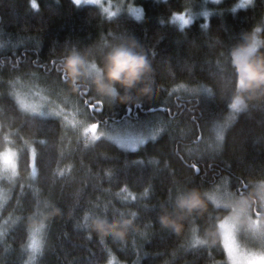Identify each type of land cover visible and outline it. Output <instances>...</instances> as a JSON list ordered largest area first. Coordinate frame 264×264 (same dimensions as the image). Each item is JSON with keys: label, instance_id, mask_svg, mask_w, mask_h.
Wrapping results in <instances>:
<instances>
[{"label": "trees", "instance_id": "obj_1", "mask_svg": "<svg viewBox=\"0 0 264 264\" xmlns=\"http://www.w3.org/2000/svg\"><path fill=\"white\" fill-rule=\"evenodd\" d=\"M186 1L132 0L141 11L136 16L129 11L107 15L97 5L73 0H35V7L32 0H0V92L15 102L9 82L15 76L36 77L48 87L64 88L81 108L90 97L100 100L103 110L92 113L87 123L104 126L110 120L156 112V128H162L155 138L130 149L105 137L91 141L87 133L77 135L68 125L63 155L59 147L53 150L55 178L50 169L43 182L39 170L36 177L30 176L25 159L17 162L15 156L16 173L0 182L6 190L0 201V220L4 222L0 223V264H105L112 258L113 264H230L217 223L229 213V207L217 213L209 204L184 215L175 229L161 224L159 216L162 211L178 215L173 209L176 191L167 198L169 184L192 178V165L199 169L194 177L197 181L214 177L213 187L226 185L228 192H232L228 187L232 182L237 187L234 195L242 192L247 202L257 199L260 204L255 184H264V96L248 100L246 107L236 111L217 141L210 125L232 111L227 107L230 100L221 99L218 92L213 100V94L205 91V86L212 85L201 65H215L222 43H232L253 24L259 26L255 21L264 13V0H253L240 10L232 7L235 0H221L211 5L214 9L206 17L198 15L178 26L171 14L182 11ZM121 33L134 36L155 56L157 90L133 92L123 101L108 100L101 99L92 87L87 90L84 79H64L60 58L69 48L85 51L101 37L107 40ZM230 91L231 85L228 94ZM151 107L156 109L149 111ZM17 109L25 111L18 105ZM212 111L216 114L210 116ZM18 123L16 119L11 127ZM59 123L57 119V126ZM7 131L6 127L0 129V150L10 147L19 153L21 141L14 136L4 141ZM19 135L29 140L27 126ZM59 135L58 128L57 138ZM154 171V190L135 200L149 186L147 177ZM140 173L144 182L136 181ZM238 180L248 182L247 189L242 190ZM37 189L38 196L34 194ZM123 189L126 191H120ZM89 209L85 222L84 213ZM132 212L138 215L133 217ZM96 215L131 218V224L122 237L114 236L91 226ZM193 217L195 235L203 244L191 243L189 222ZM35 230L40 232L41 243L33 250L28 242Z\"/></svg>", "mask_w": 264, "mask_h": 264}, {"label": "snow or ice", "instance_id": "obj_2", "mask_svg": "<svg viewBox=\"0 0 264 264\" xmlns=\"http://www.w3.org/2000/svg\"><path fill=\"white\" fill-rule=\"evenodd\" d=\"M98 0H93V3H97ZM219 2V0H217ZM76 4L80 3V0H75ZM253 3V0L251 4ZM246 5H250L248 0H235L234 4L232 5L233 8H243ZM32 6H36L35 0H32ZM188 11L187 8H185L183 11H175L172 12V18H176L177 16L179 19L184 23H188V19L185 15V13ZM109 15H112L109 13ZM207 15V13H205ZM255 23H258L259 25L264 26V19L258 18ZM232 43L225 42L220 45L221 51L216 53L220 59L217 60L215 65H212L209 63L207 66L201 65V70L206 74L207 80L209 84H211V87L205 86V91L213 94V100H215V93H219L221 96V99H226L228 97V91H229V85H231L232 76H231V69L228 66V48L230 47ZM234 56H239V53H234ZM213 81L215 83H213ZM222 81L223 87H217V83ZM85 88L87 90H90L91 86L86 85ZM197 89L194 88L193 91H196ZM101 99H104V97L101 96ZM90 101H94L91 102ZM63 102V101H62ZM50 103H53L55 106L49 108L47 111L43 110L38 104L36 103H28L26 100L20 99L19 95L16 97V101L13 102L12 99L6 95H4L2 92H0V129L7 128L8 131L3 133V139L4 141H8L10 137H16L18 140L21 141L19 144V153H14L11 149L0 151V165H3L5 169L11 168L13 169V172H15L16 163L13 162V157H17V162L20 158H24L26 162V166L31 168V172L29 173L30 176L36 177L38 175L39 170V178L41 181H46L48 179L49 170L51 169L52 160L54 157V148L59 147L60 155H63V139L64 135L68 131L67 125L69 123L68 115H66V109L60 108L58 104H55V101L52 100ZM239 98H233L231 100V104H227V107L231 109L232 111L228 113L227 117L223 119L222 121H218V127L216 131V140L219 141L223 138L224 132L223 129L228 127L229 123L232 119L235 118V112L238 111V104H239ZM17 105H19V109L25 110L23 113L18 111ZM99 106V109L97 108ZM90 109V111H89ZM102 111L103 106L100 103V100H95L94 97H90L89 99H86L84 101V107L79 109L77 111V114L81 115L83 117L82 121H76L75 115L73 116V119L71 120V123L78 127L80 123L87 122V120L92 119V113H95L97 111ZM26 113H31V115H28ZM11 114V115H10ZM216 112L212 111L209 113L210 116L215 115ZM44 117H51L52 119H44ZM16 119H19L20 123L16 125L15 128L11 127L12 123ZM59 119L60 123L59 126L56 124V120ZM129 121L132 122V124L135 125H143L148 122L150 119V116L145 115L144 117L140 116H128L127 118ZM25 126L28 128V134H29V140H24L23 136L19 135L21 131L24 130ZM59 128L60 135L57 138L56 133ZM89 129H97V123H87V127L84 129L85 132H87ZM162 131L161 127H157L154 129V132L152 133L153 138H155L156 133H160ZM101 138H103L104 133H102ZM92 139H96V133H93ZM109 140H115L117 144H119L122 148H133L135 149L137 147V143L143 144L144 140H128L124 141L121 140L118 136L110 135L108 137ZM87 143V141H86ZM35 145V147L33 146ZM211 146V145H210ZM153 159L154 158H150ZM57 163H59V157H57ZM165 166H167V161H165ZM192 167L195 169L194 176L189 179H185V181L181 184L179 182H176L173 180L169 184V195L167 198H170L172 193L174 191L181 190L183 188H186L188 186H196L197 188L201 189L208 201H210V207L214 205L215 207L212 209L213 211L219 213L220 211L224 210V206H219V201L217 199V196L215 195V190L213 188V185L215 184V178L211 180H201L197 181L194 177L195 175L199 174V169L196 168V165H192ZM53 174V179L55 178V170L51 169ZM61 171H63L61 169ZM174 174V173H173ZM156 176V172L154 171L152 174H150L147 177V183L148 187L144 189V191L140 192L138 196H136L134 199L139 200L141 197L146 196L149 194V192H152L154 190V184L153 180ZM136 181L138 182H144L145 177L143 173H140L136 176ZM239 187L242 190L247 189L249 186V183L241 184L238 180L236 182ZM220 187V186H218ZM228 187L232 189V192L225 193V198L228 200L229 197L232 196L234 192L237 191L236 185H234L232 182L229 183ZM120 191H126V189L120 190ZM34 194L38 196L39 190H35ZM165 198V199H167ZM160 203H163L164 201H159ZM44 206L47 207L49 205V201L47 199L44 200ZM91 203V202H89ZM151 207H156V204L152 205ZM235 209V206H233ZM103 211L107 214L108 208L105 207ZM116 210L112 209V213L115 214ZM91 213V209L89 211H85L84 213V221L86 222L89 218V215ZM121 214H123V211H121ZM131 215L133 217H136L138 214L137 212H132ZM209 215H211V212H209ZM236 215L239 216V212H236ZM219 223V229H220V235L223 237V249L227 251L229 257L233 259V264H251V262L254 259L264 260V250L259 252H250L243 254L242 258L237 261L234 257V246L232 243H230L233 239V232H234V221L230 220L227 216H225L223 219H220L218 221ZM43 224L41 223V227ZM252 229L255 235H257V239L261 245L262 248H264V230H262V225L259 223V221L252 222ZM197 227L196 218L193 217L189 222V228L192 232L191 235V243L192 244H203V241L200 240L199 236L195 235V229ZM221 255H223V251L220 252ZM108 264H111V261H108ZM164 264H167V261L164 262ZM220 264H223V261L220 262Z\"/></svg>", "mask_w": 264, "mask_h": 264}, {"label": "clouds", "instance_id": "obj_3", "mask_svg": "<svg viewBox=\"0 0 264 264\" xmlns=\"http://www.w3.org/2000/svg\"><path fill=\"white\" fill-rule=\"evenodd\" d=\"M248 2L251 4L252 0ZM261 19H264V13H261ZM234 53L240 55L237 57ZM156 66L155 56L134 36L123 33L107 40L101 37L85 51L71 47L60 58V70L65 80L75 82L84 79L97 94L108 100L123 101L133 92L157 90ZM228 66L232 76L231 91L227 97L229 105L233 98L238 97V110H242L248 100L264 96V26L253 24L232 42L228 48ZM217 87H223V82H218ZM209 204L201 189L186 187L173 196V209L178 215L162 211L159 220L161 224L175 229L184 215L197 213ZM221 218L217 219V223ZM129 224L131 218L115 219L107 215H96L91 220V226L97 231L121 237Z\"/></svg>", "mask_w": 264, "mask_h": 264}, {"label": "rangeland", "instance_id": "obj_4", "mask_svg": "<svg viewBox=\"0 0 264 264\" xmlns=\"http://www.w3.org/2000/svg\"><path fill=\"white\" fill-rule=\"evenodd\" d=\"M73 1L75 2V0ZM130 1L132 0H98L97 3H93V0H80L79 4L90 3L97 5L107 15H109V13L113 15L120 11H129L136 16H140L141 11L139 7ZM198 1L199 3L196 4H193L195 2L194 0H187L185 2L186 5L184 6L183 10L185 8L188 9V11L186 12L187 13L186 17L188 19V22L198 15L206 17L214 9V7H211V5L217 3V0H198ZM205 13H207V15H205ZM173 20L178 26L185 25L179 19L178 16L176 18H173ZM9 84L11 85V89L13 91V95L15 99L17 95H19L20 99L26 100L28 103H36L45 111L55 106L53 103H50V101L54 100L55 104H58L60 108L66 109L65 114L68 115L69 118L68 125L72 129L77 131L78 133L77 135H83L87 133L88 138L91 141H93L92 136L94 132L96 133V139L101 137L100 135L102 133H104L103 137L105 138H108L110 135H115L124 141L143 139L145 142L146 140L153 138L152 133L156 128V116H157L156 112H152L153 114L148 115L150 116V119L148 120L147 123L143 125L132 124L131 121H129L127 118H124V119H120L121 121L110 120L108 122V125H104V126L100 125L98 122H94L97 123V129H89L87 132H85L84 129L87 127V122L80 123L78 127L74 126L71 123V120L73 119L74 115L76 121L79 122L83 120V117L77 114V111L81 109V106L80 104H78L76 99L72 97H68L66 95V90L64 88L59 89V88L48 87L45 84H42L40 80H38L36 77H31V76L29 77L15 76L9 82ZM144 116L145 115L143 114L141 117ZM217 127H218L217 122L212 123L210 125L209 131L212 133L214 138L216 137ZM113 141L115 142V140ZM139 145L141 144L137 143V147ZM9 148L10 147L7 148L4 147L3 150H7ZM13 162L16 163L15 156L13 157ZM15 173H16V168H15V172H13V169L11 168L5 169L3 165H0V182H2L4 179L11 178ZM256 186L258 189L257 195L259 196L260 205H263L264 207V184L256 183L255 187ZM213 188L215 190V195L217 196V199L219 201V206H223L228 203L227 205H225V207L230 208V211L226 216L230 220L234 221V225H235L233 232V239L230 242L234 246L235 259L239 261L242 258L243 254L250 252H259L264 250V248L261 247L257 239V235L254 234L251 226L252 222L259 221V223L262 225V230H264V216L258 217L257 215L251 213L249 210V206L247 204L248 200L241 195L232 194V196L229 197L227 200L225 198V193H228V188L226 185L222 186L220 184L214 186ZM5 192H6L5 188L0 183V201L5 196ZM233 206H235V209ZM237 211L239 212V216L236 215ZM0 223L4 224V222H1V220ZM221 240L223 243L222 236H221ZM40 243H41L40 232L35 230L32 232L30 236L28 246L31 249L36 250L39 247ZM225 252H226L227 262L233 264V259L229 257L226 250ZM108 261H111V264H113L114 259L112 258L109 259ZM108 261L105 264H108ZM251 264H264V260L254 259L251 262Z\"/></svg>", "mask_w": 264, "mask_h": 264}, {"label": "flooded vegetation", "instance_id": "obj_5", "mask_svg": "<svg viewBox=\"0 0 264 264\" xmlns=\"http://www.w3.org/2000/svg\"><path fill=\"white\" fill-rule=\"evenodd\" d=\"M135 116H138V114H135L133 117ZM240 195L242 196L244 194L241 192ZM247 204L249 206V210H251V213L257 215L258 217L264 216V214H262L264 212V209L261 208L263 207V205H260L257 199H253L251 202H247Z\"/></svg>", "mask_w": 264, "mask_h": 264}, {"label": "water", "instance_id": "obj_6", "mask_svg": "<svg viewBox=\"0 0 264 264\" xmlns=\"http://www.w3.org/2000/svg\"><path fill=\"white\" fill-rule=\"evenodd\" d=\"M155 109H156V108H152V107H151V108H149L148 110H149V111H152V110H155ZM158 109H163V108H162V107H159ZM129 111H130V109L127 110V114L129 113ZM196 168H197V167H196ZM262 214H264V212H263Z\"/></svg>", "mask_w": 264, "mask_h": 264}]
</instances>
